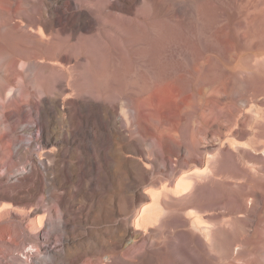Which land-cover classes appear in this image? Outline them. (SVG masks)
<instances>
[{
  "label": "rangeland",
  "instance_id": "374dc122",
  "mask_svg": "<svg viewBox=\"0 0 264 264\" xmlns=\"http://www.w3.org/2000/svg\"><path fill=\"white\" fill-rule=\"evenodd\" d=\"M72 2L91 30L14 17L0 41V184L39 214L68 195L81 218L54 264H264V0ZM24 89L57 100V144ZM125 100L126 140L75 111Z\"/></svg>",
  "mask_w": 264,
  "mask_h": 264
},
{
  "label": "bare ground",
  "instance_id": "6f19581e",
  "mask_svg": "<svg viewBox=\"0 0 264 264\" xmlns=\"http://www.w3.org/2000/svg\"><path fill=\"white\" fill-rule=\"evenodd\" d=\"M39 3L40 0H0V41H5L7 33L13 27L12 24H10V21L14 17H18V19L22 18V20L25 19L27 22L30 21L31 23L37 20L41 23L43 19L46 18L45 20L49 21V23H54L58 19L57 14L60 13L65 16V18H63L65 19V22L69 25H72V27L75 26L76 30L77 28H88V30H91V16L85 14L86 11L83 13L79 11L67 13L66 9L72 8L74 5L72 0H68L67 4H65L64 0H49V2L45 3L42 1L44 6H41V12L36 17V14H33L34 11L32 12V10L29 9V6L32 7L30 4L40 5L41 3ZM50 10L51 14L48 18L47 13H50ZM261 10L264 13V8ZM37 24L33 23L29 25L31 28H36ZM40 25L42 27V23ZM14 28H16L15 25ZM40 29L41 28L39 26V30ZM28 30L30 29L28 28ZM6 52L7 51L5 48L0 44V62L5 58ZM16 66L17 62L15 60H10L8 62L7 70L9 71V68L11 67L16 68ZM10 74H12L11 71L10 73H7V76ZM24 96L28 101L34 104L33 106H35L34 108L39 120L37 129L42 132V134H44L48 141L54 139V142L57 144L60 137L55 136L54 134L49 135L52 132L49 127V120L50 118H53L55 113L53 112L52 108H55V110L57 109V100L44 99L41 98L40 95L35 96V94L28 89H24ZM75 111L83 118L90 119L92 121L93 128L95 127L96 129H101L102 127V129L107 130V132L114 135V138H118L119 140H126V130L123 126L124 124H122L123 113L124 116L127 115L129 121L132 122L137 120L136 116L138 112L132 104L128 105L126 100L120 105L116 102L107 101L100 107L93 106L89 103L79 102V104H76ZM119 111L123 112L122 115ZM66 114H70L69 109L67 110ZM94 132L96 133L97 131L93 130V135ZM72 133L73 130L71 134ZM124 145L127 146V148L131 146L128 142H125ZM26 146L27 144H21V147ZM117 148H119V146ZM127 151L132 153L138 152L137 149L134 152L131 149ZM142 154L139 155V158L136 157V159L132 160L138 162L139 164L142 163L143 165H148L145 161L144 154ZM123 159H126V157L119 155L117 162L121 163L124 161ZM29 168L30 170L35 171L34 164L30 163ZM24 176V174H21L17 176L15 180H21V178ZM21 189V186L15 183L0 184V264H44V262L46 264H54V262L59 258L60 253L64 250V247L69 243L70 235H73L75 230H78L79 226H76V224L81 218L75 213L74 206L69 207L68 205L63 204V200L64 202L68 200V195H53V197L50 199V201L53 202V204H51V207L53 208H48L42 214H39L42 210L39 207H30L26 209L21 206L23 203L19 202L21 199L19 194L23 192ZM52 210L55 212H52ZM154 210L144 218H151L153 216L152 213H154ZM6 213H9V215L12 217V220L4 222L3 219ZM48 216L49 224L44 227V220ZM122 220L123 219L115 218L114 222L121 223ZM84 221L85 219L83 222ZM125 222L127 223V220H125ZM142 223H144L143 219ZM31 237L32 242L31 244L29 243L27 245L26 240ZM51 237H53L56 241H60L62 245H60L59 248H57V246H53L49 241L46 240L47 238ZM14 250H21L23 258L14 257ZM42 252L45 256L39 257V254Z\"/></svg>",
  "mask_w": 264,
  "mask_h": 264
}]
</instances>
